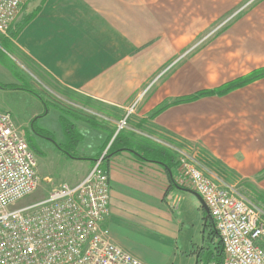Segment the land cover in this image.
Masks as SVG:
<instances>
[{
	"label": "crops",
	"instance_id": "crops-1",
	"mask_svg": "<svg viewBox=\"0 0 264 264\" xmlns=\"http://www.w3.org/2000/svg\"><path fill=\"white\" fill-rule=\"evenodd\" d=\"M219 1L42 0L17 35L12 39L9 33L7 37L30 65L58 87L101 109L98 113L106 123L98 127L74 121L80 140L71 158L80 162L82 169L69 185L77 184L105 153L100 167L107 173L110 196L104 229L112 242L145 264H173L184 254L191 255L193 264H206L203 250L193 252L192 242L198 234L204 241L203 232L210 220L205 219L193 190L175 183L172 168H167L169 174L162 162L164 166L141 160L127 149L107 152L113 139L110 133L117 132V122L142 91L146 90L124 130L132 135L140 134L149 142L159 141L178 154L181 151L197 158V153L207 151L215 160L227 163L229 170L249 181L251 187L264 190V77L223 96H205L170 105L153 117L150 115L158 105L208 87V82L214 79L213 73L206 78L200 68L185 65L154 86L149 87L148 82L141 84L139 78L141 57H161L158 51L166 49L164 41L169 38L160 37L162 27L176 23L174 20L180 16L176 11L191 7L218 9ZM243 22L238 25L237 33L246 28ZM157 40L163 43L158 45ZM242 41L247 59L242 66L233 64L238 74L229 80L264 67V32L260 27ZM252 58L259 61L258 66H252ZM18 90L26 91V96L35 102L33 112L21 123L12 117L18 129L25 128L22 133L25 138L27 134L44 139L34 129L50 130L58 143H64L59 118L62 111L42 94L43 98H39L32 90L24 87ZM137 147L134 145L132 149L141 155L143 150H135ZM204 167L209 174L223 180ZM182 201L200 212L202 228L191 233L186 228L188 225L184 226L180 215Z\"/></svg>",
	"mask_w": 264,
	"mask_h": 264
},
{
	"label": "built area",
	"instance_id": "built-area-1",
	"mask_svg": "<svg viewBox=\"0 0 264 264\" xmlns=\"http://www.w3.org/2000/svg\"><path fill=\"white\" fill-rule=\"evenodd\" d=\"M24 1L0 0L5 38ZM145 92L126 108L118 130L127 127ZM104 156L77 184L51 182L44 197L18 204L40 180L25 136L11 114L0 110V264H145L112 242L104 229L110 196L107 173L100 167ZM178 167L180 185L197 193L208 209L223 251L221 264H264V212L195 157L179 151Z\"/></svg>",
	"mask_w": 264,
	"mask_h": 264
},
{
	"label": "rangeland",
	"instance_id": "rangeland-1",
	"mask_svg": "<svg viewBox=\"0 0 264 264\" xmlns=\"http://www.w3.org/2000/svg\"><path fill=\"white\" fill-rule=\"evenodd\" d=\"M41 2L42 0H25L10 26L9 33H12L26 16L33 15ZM218 6V9L213 10H201L191 7L176 11L180 15L177 20H174L176 23L172 22L174 24L162 27L164 31L160 37L163 38L165 37L164 35H167L169 40L164 41L166 46L164 52L163 49L158 51L160 48L157 51L164 57L156 56L151 59L141 57L139 61L141 84L148 82L149 84L147 85L149 87L151 85L154 86L185 65H193L200 68L199 71H204L205 77L213 73L214 79L208 82L209 86L203 88L204 90L219 88L228 82L234 81L233 79L229 80L238 74V72L237 74L234 72L233 64L237 63V65L242 66L243 62L247 59L246 54H243L242 48L245 43L242 39L250 37L259 27L260 31L264 32V21L259 22V19L264 20V0H220ZM245 18L249 19L244 20ZM241 20L246 23V28L237 33V27L241 23ZM244 22L243 27L245 26ZM162 43L163 40L156 42L158 45ZM258 64L259 61L252 58V66L256 67ZM217 76H219L218 79L215 78ZM13 77L18 82H15ZM12 85L32 90L40 94V96L41 94L46 96L47 99L54 102V106H57L62 111L63 114L59 118L66 113L67 121L72 125L76 120L86 122L87 119L93 121L98 126L101 123H106L100 113H98L101 110L100 108L91 105L89 102L85 103L86 101H82L77 95L65 93L66 91L64 92L50 78L40 73L34 65H30L13 47V42L10 39L0 34V110L10 112L16 122L21 123L23 118L33 112L34 107L32 105L35 102L26 96V91L13 88ZM86 106L92 107L88 108ZM93 107L97 109H92ZM117 112L119 113V111ZM117 112H113V114L116 116L118 115ZM104 114L106 115V113ZM107 114L114 116L110 112H107ZM95 118L98 120L96 121ZM24 129L19 128L21 133L24 132ZM120 130L128 133L126 129ZM116 131H119L117 126ZM37 134L44 137V139L35 135L29 137L26 134V140L35 155L36 173L39 176L40 185L31 195L24 198L18 204H24L44 197L54 185L73 183L78 178L82 169L80 162L74 160L62 150H59L60 148L57 146L64 145L65 143H58L53 131H42ZM133 135H136L138 139L145 140L140 134L134 133ZM167 140L170 143L172 142L169 139ZM152 142L162 146L173 155L175 163H173L171 170L175 183L180 185L178 181H181L182 176L178 167V152L173 151V148H169L159 141ZM196 155L198 161L203 166L216 172L225 182L234 186L241 195L249 199L251 203L264 212V190L251 187L249 181H244L242 176L231 169L229 170L226 166L227 163L225 164L219 159L215 160L207 151H200ZM48 179H50V182H46ZM51 182L54 185L50 184ZM180 207H182L180 215L184 221V226L188 225L186 228H188L189 232L191 231L192 233L196 228H202V226L200 227L202 222L200 212L194 206H189L187 201H182ZM206 228L207 226L205 225L203 232L204 241H201V235L199 236L198 234L196 236L197 240L192 242L193 252L206 247L212 248L213 243H216V240L213 242L212 237L210 238L211 240L208 239L210 235ZM209 241L213 243L210 244ZM193 260L191 255L184 254L180 255L173 264H193Z\"/></svg>",
	"mask_w": 264,
	"mask_h": 264
},
{
	"label": "trees",
	"instance_id": "trees-1",
	"mask_svg": "<svg viewBox=\"0 0 264 264\" xmlns=\"http://www.w3.org/2000/svg\"><path fill=\"white\" fill-rule=\"evenodd\" d=\"M31 16H26L22 23L15 28V30L10 33L11 37H15L17 33L20 31V29L30 20ZM264 77V67L258 70L253 71L252 73L238 78L234 81L228 82L224 84L223 86L219 88H215L212 90H199L194 92L193 94H190L188 96L180 97L171 101H166L160 105H158L155 110L152 112L150 117L155 116L165 108H167L170 105L177 104V103H183V102H190L195 101L199 98L205 97V96H212V95H225L231 90H234L236 88L242 87L251 81ZM13 88H22L18 87L16 85H12ZM65 92L66 89H63ZM33 92L36 96L40 98V95ZM67 93V91L65 92ZM92 118V117H89ZM87 119V117H86ZM85 119V120H86ZM86 122H88L91 126L98 127L96 123L93 121L87 119ZM60 124L63 129L64 134V145H58L57 147L60 148L59 150H62L64 153H66L68 156L72 157L74 156L73 150L75 149V146L80 140L79 133L75 130L74 126L67 121L66 113L60 118ZM35 133H41L39 129H34ZM110 136H113V139L108 147L107 152L112 153L116 149L117 150H123V149H132L134 145L139 146L135 148V150H143L141 151V155H137L138 158L141 160H147V161H155V162H162L168 169H171L173 163H175V160L173 158V155L168 150H165L162 146H159L157 144H154L153 142H149L144 139H138L137 137H134L131 133H126L124 131L119 130L115 133V130H113L112 133H110ZM119 145V147L117 146ZM140 154V153H139ZM172 181V180H171ZM207 228L209 227V235L212 238L217 237L216 231L214 229V226L211 222L206 223ZM208 228V229H209ZM202 257L205 261H214L217 264L222 263L223 259V251L220 242L218 239L216 240V244L212 247H206L203 248Z\"/></svg>",
	"mask_w": 264,
	"mask_h": 264
},
{
	"label": "water",
	"instance_id": "water-1",
	"mask_svg": "<svg viewBox=\"0 0 264 264\" xmlns=\"http://www.w3.org/2000/svg\"><path fill=\"white\" fill-rule=\"evenodd\" d=\"M127 151H129L130 153H132V154H134V155H136V156L138 155L137 152L134 151L133 149H127ZM157 163H159L160 165H163L161 162H157ZM163 166H164V165H163ZM165 168L167 169L166 166H165ZM167 171H168V173L170 174V171H169L168 169H167ZM192 193H193V194L197 197V199L199 200V202H200V204H201V206H202V208H203V210H204V212H205V214H206L205 219H207L208 216H209V214H208V209H207L205 203L203 202L202 198H201L197 193H195V192H193V191H192Z\"/></svg>",
	"mask_w": 264,
	"mask_h": 264
}]
</instances>
